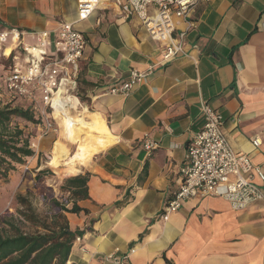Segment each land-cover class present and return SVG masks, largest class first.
<instances>
[{"label":"crops","instance_id":"crops-1","mask_svg":"<svg viewBox=\"0 0 264 264\" xmlns=\"http://www.w3.org/2000/svg\"><path fill=\"white\" fill-rule=\"evenodd\" d=\"M64 21L87 39L77 92L87 101L74 99V112L102 113L114 136L81 171L90 175L89 198L79 201L87 211L67 218L73 230L90 229L67 264H114L111 253L127 264H264V204L235 210L221 197L191 198L160 218L180 187L205 103L222 114L231 147L264 172V0L199 2L176 19L186 53L165 64L164 43L113 0L83 20L77 0H0L2 26L21 31L23 42L43 30L53 41ZM149 66L153 73L130 95L107 92ZM146 140L156 148L146 150Z\"/></svg>","mask_w":264,"mask_h":264},{"label":"built area","instance_id":"built-area-1","mask_svg":"<svg viewBox=\"0 0 264 264\" xmlns=\"http://www.w3.org/2000/svg\"><path fill=\"white\" fill-rule=\"evenodd\" d=\"M102 1L77 0L79 20L88 18ZM204 1L208 0H113L122 15L139 18L153 42L164 43L162 64L186 53L184 34L176 33V19L186 16ZM50 34L48 30L37 32L36 42L30 44L21 40V31L3 27L0 22V54L11 58L5 73L0 76V96L6 92L10 100H21L25 107L31 108L42 120L41 136L59 131L56 119L63 118L61 111L74 112L73 100L79 98L80 62L87 47L85 34L74 22H62L53 41ZM153 70L154 66L146 70L132 69L107 92L128 96ZM202 111L203 128L187 146L185 164L180 169L182 181L163 207L160 215L163 220H168L185 200L191 198L221 197L235 210L264 204V190L256 183V179L264 181L263 170L248 154L231 147L221 113L207 103L202 105ZM30 146L38 149L39 143L32 139ZM144 147L151 151L156 144L146 140ZM81 239L78 237L76 241ZM107 257L114 264H127L115 253Z\"/></svg>","mask_w":264,"mask_h":264},{"label":"trees","instance_id":"trees-1","mask_svg":"<svg viewBox=\"0 0 264 264\" xmlns=\"http://www.w3.org/2000/svg\"><path fill=\"white\" fill-rule=\"evenodd\" d=\"M7 59L11 63V58ZM6 69L0 71V76ZM79 99L87 101L82 96ZM29 124H40L31 108L10 104L0 108L1 179H8L18 165L34 156L35 150L30 146L34 135ZM51 173L49 169L40 170L36 179ZM89 176L86 173L66 178L60 189L68 196L63 202L52 198V213L46 216L37 212L28 196L17 194L16 215L1 219L0 264H67L75 241L90 229L73 230L67 218V213L87 211L79 201L89 198Z\"/></svg>","mask_w":264,"mask_h":264},{"label":"rangeland","instance_id":"rangeland-1","mask_svg":"<svg viewBox=\"0 0 264 264\" xmlns=\"http://www.w3.org/2000/svg\"><path fill=\"white\" fill-rule=\"evenodd\" d=\"M9 45V43L7 44ZM10 62L0 54V71L8 68ZM10 96L6 92H2L0 96V108L10 104L11 106L25 107V103L18 99H9ZM59 131L48 135H42L40 124H29V130L34 135L32 139L39 143V148L34 149V156L28 158L22 165H18L16 170L9 174L8 179L0 178V226L1 219L7 215H16V196L22 194L28 196L34 203L37 212L43 216L52 213L50 200L56 198L63 202L68 196L61 191L60 187L66 178L76 176L79 173H74L72 169L65 166L54 168L49 164V157L56 140H62L66 144V149L75 150V145L63 137V126L60 121ZM24 124V123H22ZM60 138V139H59ZM49 169L52 173L46 175L41 180L36 179V175L40 170ZM70 172V173H69ZM45 197L47 199H45Z\"/></svg>","mask_w":264,"mask_h":264},{"label":"bare ground","instance_id":"bare-ground-1","mask_svg":"<svg viewBox=\"0 0 264 264\" xmlns=\"http://www.w3.org/2000/svg\"><path fill=\"white\" fill-rule=\"evenodd\" d=\"M61 114L63 137L75 145V150L66 149L64 141L56 140L49 157V164L54 168L65 166L74 173H79L89 166L95 155L114 143V136L110 132L105 116L98 111L87 109L76 114L66 109L61 111Z\"/></svg>","mask_w":264,"mask_h":264},{"label":"water","instance_id":"water-1","mask_svg":"<svg viewBox=\"0 0 264 264\" xmlns=\"http://www.w3.org/2000/svg\"><path fill=\"white\" fill-rule=\"evenodd\" d=\"M78 175V174H77Z\"/></svg>","mask_w":264,"mask_h":264}]
</instances>
